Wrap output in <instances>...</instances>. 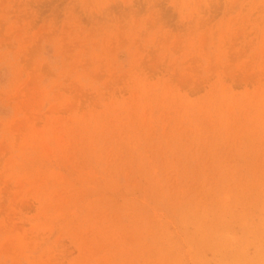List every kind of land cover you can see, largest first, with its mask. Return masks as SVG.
<instances>
[{"label": "rangeland", "instance_id": "1", "mask_svg": "<svg viewBox=\"0 0 264 264\" xmlns=\"http://www.w3.org/2000/svg\"><path fill=\"white\" fill-rule=\"evenodd\" d=\"M0 264H264V0H0Z\"/></svg>", "mask_w": 264, "mask_h": 264}]
</instances>
